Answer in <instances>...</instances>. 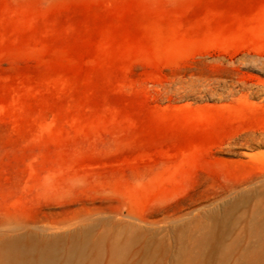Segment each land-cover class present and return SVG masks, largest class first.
<instances>
[{
	"label": "rangeland",
	"instance_id": "374dc122",
	"mask_svg": "<svg viewBox=\"0 0 264 264\" xmlns=\"http://www.w3.org/2000/svg\"><path fill=\"white\" fill-rule=\"evenodd\" d=\"M0 264H264V0H0Z\"/></svg>",
	"mask_w": 264,
	"mask_h": 264
}]
</instances>
